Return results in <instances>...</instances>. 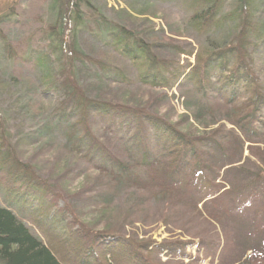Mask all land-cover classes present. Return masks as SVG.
<instances>
[{"label":"trees","instance_id":"trees-1","mask_svg":"<svg viewBox=\"0 0 264 264\" xmlns=\"http://www.w3.org/2000/svg\"><path fill=\"white\" fill-rule=\"evenodd\" d=\"M50 1V18L33 28L26 42L0 37V57L24 60L34 71L42 107L27 137L60 145L74 155V164L83 163L82 155L108 182L91 200L109 204L117 192L144 190L166 222L191 207L199 218L221 226L224 248L235 238L239 264H264V149L255 147L252 166L237 165L245 141L264 146V66L258 67L264 64V0H190L188 23L198 34L190 69L178 59H160L152 43L100 9L84 17L82 5L89 0ZM77 34L92 36L138 73L130 75L125 66L86 53ZM181 52L190 56L194 49ZM134 78L145 87L176 86L189 112L185 121L192 116V125L184 129L148 106L93 93V82L132 86L138 83ZM223 120L239 132L223 128ZM1 130L0 125V264H162L165 250L187 256L185 242L128 240L96 230L60 207L54 185L13 152H4L7 139ZM100 131L111 134L117 147L110 148ZM221 242L216 226L204 245L211 254Z\"/></svg>","mask_w":264,"mask_h":264},{"label":"rangeland","instance_id":"rangeland-1","mask_svg":"<svg viewBox=\"0 0 264 264\" xmlns=\"http://www.w3.org/2000/svg\"><path fill=\"white\" fill-rule=\"evenodd\" d=\"M89 1L90 4L85 2L82 5L84 17L91 11L100 9L118 23L128 26L136 36L152 43L153 52L157 53L160 59L169 63L173 59H178L180 65L190 64L189 69L195 64L198 34L188 23L187 4L190 0ZM50 2V0H0V37L6 36L15 43L26 42L32 29L46 23L50 18ZM13 8H16V11ZM7 19H11L12 22L7 24L5 22L8 21ZM49 35L50 32L46 42ZM76 37L81 43V48L91 56L105 57L113 63L123 65L130 75L138 73V68L132 63L128 64L121 58L116 59L111 56V52L97 45V41L92 36L77 34ZM170 45H178L182 48L177 50L169 47ZM192 49L194 52L190 56L181 52ZM260 66L264 64H259L258 67ZM32 69V66L26 64L24 60L9 55L0 57V125L3 129L2 135L4 133L7 139L4 152L9 154L13 152L17 159L29 164L43 182L48 186L54 185L59 197L51 191L56 195L60 207H68L72 212H76L86 224L96 230L107 229L128 240L154 241V244L165 245L178 241L186 243V257L177 258L169 250H165L159 256L162 264H171L170 261H180L182 264H239L235 259V238L224 248L225 235L221 226L215 219L199 218L191 207H189L190 212H182L166 222L162 218L164 212L160 213L157 207L159 204L149 198L144 190L117 192L114 201L109 204L101 203L102 198L91 200L89 197L97 196L103 192V189L108 188V182L101 175L95 174L82 155L78 154V157L83 163H87L86 167L82 162L74 164V155L63 150L60 145L43 142L41 144L35 142V144L31 136L27 137L40 121L39 108L42 107ZM134 79L139 83L137 78ZM138 83L129 86L93 82V93L101 99L112 102L127 103L130 106H148L158 116L178 123L184 129L192 125V116L190 122L185 121V116L189 112L183 106L185 99L176 86L169 89L154 88ZM184 93L187 95V92ZM223 124V128L235 129L239 132L225 120ZM100 132L102 139L107 140L110 148L117 147L118 143L111 134ZM251 146L253 148L250 149ZM255 147L264 149L262 142L245 141L239 149L238 155L241 160L237 165L256 160ZM248 166H252V163ZM222 176L223 172L216 183H221ZM0 202H3L1 195ZM198 209L202 210V203ZM216 226L222 244L217 251L209 254L204 243L210 241V233L215 232ZM227 230L230 231L229 228ZM250 254L251 252H248L243 256V260Z\"/></svg>","mask_w":264,"mask_h":264}]
</instances>
